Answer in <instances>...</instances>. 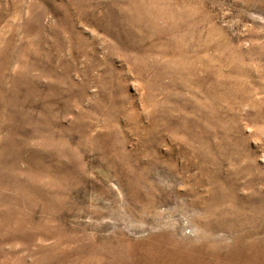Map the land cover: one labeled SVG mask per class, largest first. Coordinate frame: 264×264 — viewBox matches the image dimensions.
Returning <instances> with one entry per match:
<instances>
[{
	"label": "rangeland",
	"instance_id": "obj_1",
	"mask_svg": "<svg viewBox=\"0 0 264 264\" xmlns=\"http://www.w3.org/2000/svg\"><path fill=\"white\" fill-rule=\"evenodd\" d=\"M0 264H264V0H0Z\"/></svg>",
	"mask_w": 264,
	"mask_h": 264
},
{
	"label": "bare ground",
	"instance_id": "obj_2",
	"mask_svg": "<svg viewBox=\"0 0 264 264\" xmlns=\"http://www.w3.org/2000/svg\"><path fill=\"white\" fill-rule=\"evenodd\" d=\"M179 17V16H178ZM184 17H186V16H184ZM177 19H175V18H173V20H172V22L173 23H175V25H176V23H177V21H176ZM174 25V24H173ZM177 26V25H176Z\"/></svg>",
	"mask_w": 264,
	"mask_h": 264
}]
</instances>
